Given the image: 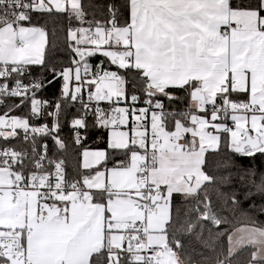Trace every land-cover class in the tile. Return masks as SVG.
Wrapping results in <instances>:
<instances>
[{
  "label": "snow or ice",
  "instance_id": "1",
  "mask_svg": "<svg viewBox=\"0 0 264 264\" xmlns=\"http://www.w3.org/2000/svg\"><path fill=\"white\" fill-rule=\"evenodd\" d=\"M0 264H264V0H0Z\"/></svg>",
  "mask_w": 264,
  "mask_h": 264
}]
</instances>
